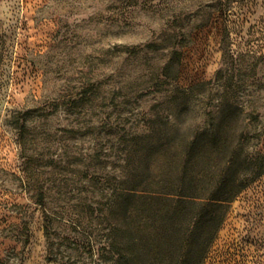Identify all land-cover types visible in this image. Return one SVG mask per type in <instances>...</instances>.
<instances>
[{"label":"rangeland","instance_id":"1","mask_svg":"<svg viewBox=\"0 0 264 264\" xmlns=\"http://www.w3.org/2000/svg\"><path fill=\"white\" fill-rule=\"evenodd\" d=\"M203 130L201 193L239 189L200 264H264V0H0V264H123L122 180Z\"/></svg>","mask_w":264,"mask_h":264},{"label":"trees","instance_id":"2","mask_svg":"<svg viewBox=\"0 0 264 264\" xmlns=\"http://www.w3.org/2000/svg\"><path fill=\"white\" fill-rule=\"evenodd\" d=\"M146 138L145 135L131 138L144 149L140 164H144V158L150 156V150L146 151L149 144L143 143ZM219 138L218 133L213 130H203L193 136L184 137L180 145L177 138H171L166 144L170 149V159H166L164 165L159 166L160 173L157 177L153 175V164L148 161L140 172L141 177H126L122 180L118 197L125 218V242L121 249L117 246V253L119 259L125 260L123 264H140L144 256L151 263L146 260L143 264H200L223 222L224 214L219 209L239 189L233 185L237 173L232 172L226 173L230 178L223 179L221 187L211 189L206 197L201 193L204 190L200 184L202 174L199 168L201 164L220 157ZM213 144L214 148H208ZM227 155V164L230 165L235 155L233 151ZM176 158L179 160L177 166L174 163ZM42 202L41 199L39 203ZM198 207H209L210 211L198 212ZM137 210L145 214L146 241L144 237H136L135 229L131 225L132 214ZM180 215L189 217L186 223L179 222V226L185 224L183 229L177 226ZM165 225H176L179 232L183 230L184 240L189 236L194 242L197 237L203 236L202 246L197 250L193 246L186 248L183 240L178 244L176 236L173 238L172 235L158 240ZM190 227L193 229L190 230Z\"/></svg>","mask_w":264,"mask_h":264}]
</instances>
